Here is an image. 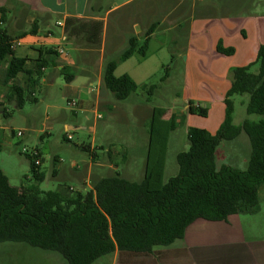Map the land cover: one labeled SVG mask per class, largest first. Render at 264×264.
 Segmentation results:
<instances>
[{
	"label": "rangeland",
	"instance_id": "1",
	"mask_svg": "<svg viewBox=\"0 0 264 264\" xmlns=\"http://www.w3.org/2000/svg\"><path fill=\"white\" fill-rule=\"evenodd\" d=\"M126 1L106 0L99 13L101 18H105L106 25L103 36L105 61L117 60L130 36H138L140 44H143V36L155 24L146 57L140 59L134 55L117 65L116 77L128 75L138 85L137 91L128 99L115 101L101 85L98 107L94 113L91 108L84 112L77 106H69V101L78 103V99L60 75L55 76L51 83L45 84L42 80L33 94L37 103L27 101L21 110L15 108L14 101H8L6 88L0 93V103L10 113L6 119L0 113V169L5 172L11 186L38 188L44 192L72 189L69 194L74 196L78 192L89 191L97 180L116 173L122 179L139 183L144 175V146L148 141L150 118L158 109L167 111L162 120L172 115L177 117L178 123L175 131L169 134L164 170L166 182L178 172L176 155L189 149L187 130L195 128L209 132L220 121V113L223 117V112H218V97L210 95L208 80L211 67L205 63L220 57L213 47L216 48L218 42L223 48L233 46L235 54L221 59L227 64L241 65L245 62L247 66L255 60L258 43L264 44V0H138L106 15L107 9ZM56 20L53 18L52 22ZM216 26L223 28L219 38L214 30ZM136 27L140 30L138 33ZM79 43L87 46L84 41ZM63 48L66 56L60 59L72 61L75 66L68 72L77 76L82 70L77 64L80 54L72 44L67 43ZM95 48L92 50L98 49ZM90 70L89 66L84 69L87 73ZM256 71L257 66H254L251 72ZM50 72L48 68L47 74ZM2 80L3 75H0V86ZM22 81H18L21 86ZM143 85L154 86L155 90L142 89ZM74 87L80 89L83 98L94 103V93L86 94L80 82H76ZM247 100V96L233 97L236 110L233 118L243 111ZM209 101L213 102V107L203 103ZM189 102L193 106L206 104L210 114L206 113L205 117L189 115ZM251 119L256 121L259 117L252 116ZM160 126L166 129L163 124ZM66 127L71 129L66 130ZM18 131L22 133L21 138L10 135ZM68 136L70 140H67ZM23 148L27 152L39 151L40 173L44 175L42 182L32 178ZM242 149L232 142H221L216 150L217 166H232L231 159L240 156L241 161L232 167L245 170L242 159L245 151ZM259 201L261 214L252 221L264 236V188L259 191ZM180 243L176 241L169 249H175ZM0 264L67 263L54 252L23 244L1 243ZM93 264H117L115 253Z\"/></svg>",
	"mask_w": 264,
	"mask_h": 264
},
{
	"label": "trees",
	"instance_id": "2",
	"mask_svg": "<svg viewBox=\"0 0 264 264\" xmlns=\"http://www.w3.org/2000/svg\"><path fill=\"white\" fill-rule=\"evenodd\" d=\"M9 12L0 9V61L6 60L2 83L8 87V101H14L15 108L21 110L27 101L37 103L33 94L43 78L42 70L58 67L60 56L54 48H48L36 61L17 58L14 39L3 27ZM36 24L19 38L36 34L33 30ZM154 27L155 24L143 36V44L138 36H130L117 60L103 64L101 85L115 101H125L138 89L128 75L115 76L118 63L134 55L144 59ZM64 31L68 39L82 38L89 45H100L102 26L98 22L68 19ZM215 50L218 55L230 53L221 42ZM254 66L257 71L252 73ZM68 71L62 67L59 74L70 84L74 76ZM18 75L23 77L22 86L17 82ZM230 75L219 129L213 135L205 130L188 129L189 149L176 155L178 172L166 182L169 134L175 131L177 123L172 115L162 120L167 112L162 109L154 110L151 117L144 175L139 183L122 179L116 173L97 180L89 191L71 196L69 189L44 192L38 188L13 187L0 170V244H23L54 252L67 264H93L114 253L117 264H180L185 258L183 253L169 248L184 238L194 222H226L231 216L257 214L258 192L264 186V44L258 46L254 62L232 68ZM146 88L155 90L154 86H142ZM234 96H247L246 115L259 119H248L234 126ZM187 112L205 117L207 110L189 102ZM0 113L4 119L10 117L1 103ZM241 133L250 145L245 170L217 166L216 150L220 143L232 142ZM24 157L34 181L42 182L44 175L34 164L40 158L39 151L35 158L30 154Z\"/></svg>",
	"mask_w": 264,
	"mask_h": 264
},
{
	"label": "crops",
	"instance_id": "3",
	"mask_svg": "<svg viewBox=\"0 0 264 264\" xmlns=\"http://www.w3.org/2000/svg\"><path fill=\"white\" fill-rule=\"evenodd\" d=\"M105 1L106 0H0V9L10 10V12L5 15L6 17L3 27L14 39L13 44H16L14 46V54L17 58L36 61L41 57L42 52L45 49L54 48L56 51H65L63 47L67 43L72 44L75 47L77 53L80 54L77 64H79L82 70L77 76H74V79L68 85V88L73 90L74 95H76L78 99L77 107L84 112H87L91 108L94 113L96 107L99 105V98L102 94L100 86L102 68L105 62L106 47L103 44V36L106 30V25L105 18H101L99 13L104 8L103 5L105 4ZM136 1L138 0H127L125 3L118 6L114 5V7L107 9L106 15L114 13L124 6ZM1 18L2 14L0 13V20ZM53 18L57 19L54 23L52 22ZM68 19L100 23L102 26L100 45H89L82 38L68 39L64 31L65 23ZM35 22L37 24L34 26L33 30L36 31V34H27L19 38L23 32L30 30ZM133 26H135V24H133ZM174 27L172 28L174 29ZM214 30L219 38V35L222 34L223 28L221 26H216ZM76 41L78 42L76 43ZM79 41H84L87 46L82 45ZM214 45L215 44H212V46ZM259 45L260 44L258 43V46ZM93 47H97L98 49L95 48L97 50L93 51ZM214 49L215 46L213 47V51ZM223 49L230 53L227 55H219L220 57H217L218 59L214 57L215 59L205 61V63L211 67V73L209 75L211 78L208 80L210 95H216V97H218L219 100H216V102L220 104L218 112H223V117L220 113V121L211 131L208 132L212 135L219 129L224 118L223 100L231 84L230 70L232 68L245 66V62L241 65L225 63L226 61H223L224 59L221 58L233 56L235 54V48L229 46ZM249 56H251V54ZM60 57L58 59V67H48L51 69L50 73L47 74L48 68L42 70V80H44L45 84L51 83L55 76L60 75L59 71L62 67L70 70L72 66H75L72 61L60 59ZM5 66L6 60L0 61V75H3ZM88 66L91 70L87 73L84 69ZM22 79V75H18L17 82ZM131 79L136 83L133 77H131ZM76 82H80V85H83L86 94H95L94 103H91L88 98L82 97L80 89L74 87ZM85 83H87L86 86H84ZM8 85H11V83ZM91 87L93 88L92 92H90ZM4 88L7 89L8 87L2 83L0 86V93ZM203 103H206L209 107H213V102L209 101ZM206 104L203 105L204 108H206ZM221 104L223 105L221 106ZM245 110L246 104L243 109L244 113L242 111L238 117H232L234 126H240L248 119L253 120L246 115ZM235 113L236 110L234 105L233 115H235ZM209 114L210 110L207 112V115ZM176 118L177 117H175V121ZM65 129L70 130L71 128L66 127ZM147 142L148 141H146V145L144 146L145 161ZM232 143H234L237 148L238 146L243 147L242 150L245 152L243 153L242 159H244V164L246 165L250 153V145L246 135L241 133L238 138L232 141ZM240 161V156H235L231 159L230 163L233 166ZM1 171L6 176L5 172L3 170ZM83 185L84 187L86 186L85 182ZM263 188L264 186H262L259 191ZM260 214L261 203L259 201V211L257 214L249 216H231L226 222L208 224L200 223L202 221L194 222L187 228L184 238L180 240L181 243L175 248L182 252L185 257L180 264H264V236L258 231L256 227L257 225L252 221L253 218L258 217ZM116 254L117 253H115V257L117 256Z\"/></svg>",
	"mask_w": 264,
	"mask_h": 264
},
{
	"label": "built area",
	"instance_id": "4",
	"mask_svg": "<svg viewBox=\"0 0 264 264\" xmlns=\"http://www.w3.org/2000/svg\"><path fill=\"white\" fill-rule=\"evenodd\" d=\"M16 44H13V48ZM57 53L59 54V56H66L65 52L63 50H58ZM93 88L91 87L90 89V92H92ZM69 106L70 107H76L77 106V103L73 100V101H69ZM10 135L12 137H17V138H21L22 137V133L20 131H18L16 134L14 133H10ZM67 140H70V137L68 136L67 137ZM22 152L23 154H30L31 156H33L34 158L38 156V151L35 149V150H32L30 152H27L25 148L22 149ZM34 164L36 166H40L41 162H40V158H36L34 160ZM72 191V189H70Z\"/></svg>",
	"mask_w": 264,
	"mask_h": 264
},
{
	"label": "water",
	"instance_id": "5",
	"mask_svg": "<svg viewBox=\"0 0 264 264\" xmlns=\"http://www.w3.org/2000/svg\"><path fill=\"white\" fill-rule=\"evenodd\" d=\"M136 31H137V33L140 31L138 27H136Z\"/></svg>",
	"mask_w": 264,
	"mask_h": 264
}]
</instances>
